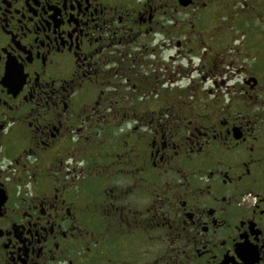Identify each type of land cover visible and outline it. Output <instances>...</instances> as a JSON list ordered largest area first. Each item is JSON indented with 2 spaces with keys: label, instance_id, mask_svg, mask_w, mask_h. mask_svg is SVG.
<instances>
[{
  "label": "flooded vegetation",
  "instance_id": "obj_1",
  "mask_svg": "<svg viewBox=\"0 0 264 264\" xmlns=\"http://www.w3.org/2000/svg\"><path fill=\"white\" fill-rule=\"evenodd\" d=\"M0 264H264V0H0Z\"/></svg>",
  "mask_w": 264,
  "mask_h": 264
}]
</instances>
